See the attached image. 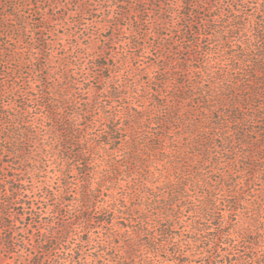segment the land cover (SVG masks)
<instances>
[{
  "label": "trees",
  "instance_id": "trees-1",
  "mask_svg": "<svg viewBox=\"0 0 264 264\" xmlns=\"http://www.w3.org/2000/svg\"><path fill=\"white\" fill-rule=\"evenodd\" d=\"M24 1H5L11 11L4 20L13 24L0 27L15 44L4 50L14 74L30 63L19 48ZM174 8L159 6L153 25L168 28L163 15L177 16L178 34L191 37L182 41L183 64L170 58L168 68L161 56L145 68L146 79L121 71L114 79L90 70L93 62L81 58L85 70L61 58V71L45 75L49 82L32 79L33 71L17 78L22 84L11 92L23 102L0 113V254L7 264H264V9L233 20L229 13L227 20L206 17L197 25L209 43L197 53L195 13ZM131 36L138 45L140 35ZM171 47L158 50L171 54ZM91 74L112 84L82 89ZM6 156L18 164L5 169ZM239 158L250 161L242 171ZM52 163V175L38 178ZM25 175L33 176L30 188ZM16 206L29 225L43 226L27 250ZM67 213L70 224L55 221Z\"/></svg>",
  "mask_w": 264,
  "mask_h": 264
},
{
  "label": "rangeland",
  "instance_id": "rangeland-1",
  "mask_svg": "<svg viewBox=\"0 0 264 264\" xmlns=\"http://www.w3.org/2000/svg\"><path fill=\"white\" fill-rule=\"evenodd\" d=\"M5 1L0 0V27L5 24H13L9 20H4V17L11 11ZM27 1H24L23 6L18 9L24 19L25 24L23 23V26L26 29V39L23 40L19 48L26 52V58L30 60L28 65L23 68L22 66L20 67L21 73L18 71L14 74L9 70L14 68V66L6 60L7 56L4 54V50L15 48V44L12 38L6 36L5 31L0 29V113H5L9 106L19 107L23 102L22 98L13 97L11 92L22 84L17 78L24 76L23 74L32 75L33 71L32 79L35 78L39 82H49L45 75L49 74V71H61L60 67L64 62L61 58H64L65 62L69 63L77 60V65H81L85 70L87 66L83 63L80 64L81 58V61L93 62L94 66L107 64L108 70L94 69L93 65L89 66L90 70L94 72L97 69L99 76L102 75L104 78L113 76L114 79L115 73L118 71L123 72L124 75L127 72H134L133 74H136L139 78L146 79L147 75L144 74L147 69L145 68L155 64L158 57L161 56L164 58L169 57L164 61L165 64L169 65L168 68H173L174 66V62L170 63V58L179 59L182 63V60L187 56V45L182 41L187 40L188 37H182L178 34L176 30L177 16L173 18L168 13L163 15L162 19L167 21L168 28L157 29L153 25V21L159 16L157 11L159 6H163L166 9L171 4H174L175 12L178 11L181 14L195 13L189 21L193 22L192 31L198 34V36L192 38V45L195 46L196 50L194 51L197 53H202L205 46H207L206 44L209 43L207 39L200 38V34L205 32L202 27L197 25L204 23L206 17H212L214 18L213 20H227L224 14L229 13L226 16H229L228 19L233 20L240 13H246V11L256 12L258 9H264V5L261 4L262 0H165L164 4H160L158 0ZM190 2L194 3L196 7L187 6L186 9L181 7L184 4H190ZM121 15L124 17H120ZM262 18L263 16L258 14L252 18V21ZM43 26L48 31L39 29ZM135 32L141 37L138 45L135 43L136 39L131 36ZM155 32L166 36L167 39L160 40L156 38ZM190 39L191 37L188 40ZM164 43L172 46L171 54L168 53V49L158 50ZM37 48H40L41 52ZM88 78L90 82L85 80L82 89L87 88L89 84L99 89L103 86L110 87V84H112L100 82L99 78L94 79L92 74ZM170 81L173 82L172 78ZM35 88H37L35 91H39L40 84L35 85ZM15 95L17 96L18 93L15 92ZM1 128L2 125H0ZM179 135L182 136V134ZM180 142L186 145L184 135L181 137ZM59 153L60 151L56 154L59 155ZM3 160L8 166L5 167L7 170L10 166L13 164L15 166L19 162L9 156L4 157ZM249 162L244 158H239V171H242L243 165ZM55 166V163H52L49 167L47 165L42 167L49 172L47 175L44 172L38 178L41 177V180H44V176H51L52 168ZM4 173L0 169V176H3ZM20 177L25 181L23 183L24 187L30 188L32 186L33 176L25 175ZM243 179L245 178L243 177ZM71 180L73 178L70 175ZM53 182L56 183V181ZM70 190H74V188L72 187ZM69 195L64 197L67 202L71 200ZM48 203L52 204L53 202L49 200ZM41 207L46 208V205L43 204ZM67 208L70 209L71 206L68 205ZM46 210L49 213V208ZM23 213L24 211L19 206L12 208V214H16L15 218L19 222L17 226L23 228L18 240H25L24 247L27 250L26 247L31 241L35 243L40 239V230H42L43 226L29 225V221H25L22 216ZM43 216L46 217L47 215ZM72 216L74 215L67 213L63 217L55 218V221L61 224H70L73 220ZM50 219L43 220L42 223L45 224ZM22 222L24 227L20 225ZM8 262V259L3 254H0V264H7Z\"/></svg>",
  "mask_w": 264,
  "mask_h": 264
}]
</instances>
